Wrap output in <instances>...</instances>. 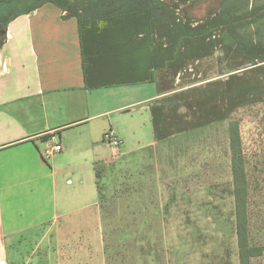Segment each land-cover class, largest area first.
Returning <instances> with one entry per match:
<instances>
[{
	"label": "rangeland",
	"instance_id": "374dc122",
	"mask_svg": "<svg viewBox=\"0 0 264 264\" xmlns=\"http://www.w3.org/2000/svg\"><path fill=\"white\" fill-rule=\"evenodd\" d=\"M161 1L175 9L179 21L196 27L222 0ZM227 39L228 32L209 37L200 48L204 56L176 76L162 71L156 83L105 90L116 103L142 100L111 116L114 126L136 131L131 150L120 143L105 152L107 159L97 167L96 208L84 209L76 220L53 216L9 247L12 261L1 264H240L232 128L240 135L251 264H264V98L154 142L151 104L225 78L218 75L244 62Z\"/></svg>",
	"mask_w": 264,
	"mask_h": 264
},
{
	"label": "crops",
	"instance_id": "0c3cea01",
	"mask_svg": "<svg viewBox=\"0 0 264 264\" xmlns=\"http://www.w3.org/2000/svg\"><path fill=\"white\" fill-rule=\"evenodd\" d=\"M105 90L85 87L75 18L48 4L10 23L0 47V264L53 216L76 220L98 205L106 134L130 150L137 138L111 116L142 103ZM55 143L63 150L50 154Z\"/></svg>",
	"mask_w": 264,
	"mask_h": 264
},
{
	"label": "trees",
	"instance_id": "16d2710c",
	"mask_svg": "<svg viewBox=\"0 0 264 264\" xmlns=\"http://www.w3.org/2000/svg\"><path fill=\"white\" fill-rule=\"evenodd\" d=\"M48 4L78 22L87 90L156 83L162 71L176 76L204 56L200 48L209 37L229 33L227 41L244 62L218 75L225 78L151 104L157 141L224 119L236 108L264 98V0H222L219 9L210 10L205 23L196 27L179 21L175 9L161 0H0V47L10 23ZM235 130L231 129V149L240 264H251L240 135Z\"/></svg>",
	"mask_w": 264,
	"mask_h": 264
},
{
	"label": "built area",
	"instance_id": "2783aa9c",
	"mask_svg": "<svg viewBox=\"0 0 264 264\" xmlns=\"http://www.w3.org/2000/svg\"><path fill=\"white\" fill-rule=\"evenodd\" d=\"M7 41V37L5 42ZM106 141H108L112 146L114 147H118L120 145V141L116 138V136L114 135L113 132H109L108 134H106ZM63 150V147L60 143H55L51 149H50V154H54L57 152H61ZM49 154H47L46 156H48Z\"/></svg>",
	"mask_w": 264,
	"mask_h": 264
}]
</instances>
